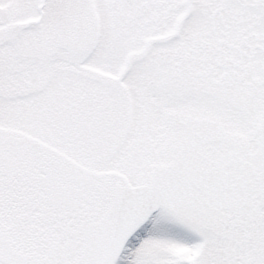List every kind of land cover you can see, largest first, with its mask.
<instances>
[{"label":"snow or ice","instance_id":"obj_1","mask_svg":"<svg viewBox=\"0 0 264 264\" xmlns=\"http://www.w3.org/2000/svg\"><path fill=\"white\" fill-rule=\"evenodd\" d=\"M0 264H264V0H0Z\"/></svg>","mask_w":264,"mask_h":264}]
</instances>
